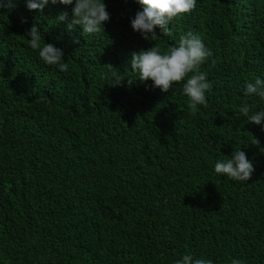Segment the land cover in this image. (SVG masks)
Wrapping results in <instances>:
<instances>
[{
  "label": "trees",
  "instance_id": "16d2710c",
  "mask_svg": "<svg viewBox=\"0 0 264 264\" xmlns=\"http://www.w3.org/2000/svg\"><path fill=\"white\" fill-rule=\"evenodd\" d=\"M105 3L104 31L85 36L58 23L71 5L0 9V264H174L184 254L264 264V130L238 111L264 110L243 91L264 79V0H197L157 37L163 52L192 31L213 53L200 66L208 106L195 115L187 78L162 93L130 67L132 51L155 43L130 25L143 6ZM34 23L42 45L63 49L67 72L30 48ZM113 71L123 86H110ZM240 148L251 179L217 174Z\"/></svg>",
  "mask_w": 264,
  "mask_h": 264
},
{
  "label": "clouds",
  "instance_id": "9594fccd",
  "mask_svg": "<svg viewBox=\"0 0 264 264\" xmlns=\"http://www.w3.org/2000/svg\"><path fill=\"white\" fill-rule=\"evenodd\" d=\"M127 3V0H124ZM28 10L43 12L49 4L71 5V20H68V12L62 11L56 17L59 22H66V30L73 31L78 25L81 27V35H95L104 31V24L110 20L105 0H25ZM142 10H137L134 17L130 18V25L134 32L149 42H155L153 46L140 51H132L128 62L134 73L139 77L137 81L144 83L146 89L159 88L162 93L170 91L174 83H183V93L189 98L188 107L190 113L195 115L198 106L207 107L206 93L211 90L212 83L208 80V74L200 71V66L207 62L213 53L206 47L198 34L192 31L181 35L178 44L167 51H161L156 46L159 35H171L170 22L175 18L192 12L196 8L197 0H138ZM16 6V0H0V9L11 10ZM22 23L26 18H22ZM159 29V32H157ZM29 37V46L38 51L39 58L49 66H56L60 71L67 72L69 65L65 61V53L62 48L54 43L41 44V29L34 23L25 33ZM79 43V39H74ZM214 63V61H213ZM110 70H114L111 64H107ZM192 73L190 76L189 74ZM114 81L112 87L123 86L125 78L118 77L113 71ZM151 80L152 84L146 82ZM134 81L127 78L130 87ZM246 97L258 96L264 99V79L257 77L254 82L246 81L244 86ZM238 111L246 118L247 122L260 125L264 130V110L253 111L252 107L244 102L238 107ZM251 144L259 146L260 141L256 137ZM264 152V148L260 149ZM254 165L246 153L240 149L233 150L231 158L218 160L215 163V172L226 175L234 181H249L254 172ZM174 264H213L211 259L194 258L192 254H184ZM231 264H244L243 260L233 258Z\"/></svg>",
  "mask_w": 264,
  "mask_h": 264
}]
</instances>
